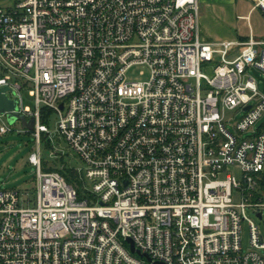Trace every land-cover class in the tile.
I'll return each mask as SVG.
<instances>
[{"label": "built area", "instance_id": "obj_1", "mask_svg": "<svg viewBox=\"0 0 264 264\" xmlns=\"http://www.w3.org/2000/svg\"><path fill=\"white\" fill-rule=\"evenodd\" d=\"M0 2V89L38 143L36 198L0 192V264H264V41H208L199 0ZM42 135L80 159L82 193L43 170Z\"/></svg>", "mask_w": 264, "mask_h": 264}, {"label": "rangeland", "instance_id": "obj_2", "mask_svg": "<svg viewBox=\"0 0 264 264\" xmlns=\"http://www.w3.org/2000/svg\"><path fill=\"white\" fill-rule=\"evenodd\" d=\"M249 1L252 3V8L254 9V2L252 0ZM240 9V5L234 7L228 2L217 5L213 4L212 7L200 3V27L202 36L208 41L229 37L235 38L236 31L241 30L246 24L243 20L238 19V15L241 14ZM256 10L257 11L250 18V22L258 28H264V17L259 9ZM256 40L264 41V39ZM239 41L242 42V39L239 38ZM215 68V63H208L203 65L201 70L204 75L212 78ZM142 72H144V75ZM249 75L256 80L259 91L264 95V73L252 69L249 71ZM129 76L130 79L134 81L148 79V73L145 69H134ZM21 95L25 106L35 110V99L30 96V90L26 89L22 91ZM226 117L227 119L237 121L240 119L241 114L236 115L234 113H228ZM263 122L264 119L256 125V128L261 126ZM3 124H5L10 131L0 136V192L16 190L20 191L25 197L30 194V199L34 200L36 198L34 191L36 188L38 170L35 166L30 164L29 159L33 153L38 151V143L34 135L28 133L19 122L10 123L6 117H0V126ZM54 128L55 125L53 121L50 124L51 134L54 133ZM243 137L246 138L247 135L245 134ZM40 149L41 158L44 164L49 168L60 166V159H63L65 165L70 168L79 169L82 167L80 159H78L76 154L62 138L55 137L49 148L46 146L45 142H42ZM249 217L260 224L264 231V220L258 221L251 213H249ZM248 240L249 225L248 223H244V250L248 247Z\"/></svg>", "mask_w": 264, "mask_h": 264}, {"label": "crops", "instance_id": "obj_3", "mask_svg": "<svg viewBox=\"0 0 264 264\" xmlns=\"http://www.w3.org/2000/svg\"><path fill=\"white\" fill-rule=\"evenodd\" d=\"M229 3L233 5L234 7L240 5L241 14L238 15V19L243 20L246 24L245 27H242L241 30L236 31L235 38H224V39H216V42L221 41H239V38L242 39V42H246L249 40L250 37H254L256 39H264V28H258L256 25H253L250 22V18L252 15L257 11L252 8V3L249 0H199V3L201 4H207L209 7H212L213 4L217 5L220 3ZM250 2V3H248ZM261 11V10H260ZM263 17L264 14L261 11Z\"/></svg>", "mask_w": 264, "mask_h": 264}, {"label": "water", "instance_id": "obj_4", "mask_svg": "<svg viewBox=\"0 0 264 264\" xmlns=\"http://www.w3.org/2000/svg\"><path fill=\"white\" fill-rule=\"evenodd\" d=\"M8 91V88L0 89V116H5L10 123L19 122L27 131H33L35 128V119L33 117L27 119L24 115L18 112V100L10 99L7 96ZM128 242L130 244V250L133 254H137L141 258H145L149 263H151V259L148 257V255L141 254L139 251H137L131 240Z\"/></svg>", "mask_w": 264, "mask_h": 264}, {"label": "trees", "instance_id": "obj_5", "mask_svg": "<svg viewBox=\"0 0 264 264\" xmlns=\"http://www.w3.org/2000/svg\"><path fill=\"white\" fill-rule=\"evenodd\" d=\"M52 116V112L47 109H42L41 112V122L44 124H48L49 117ZM28 133L34 135L33 131H28ZM35 137V136H34ZM36 139V138H35ZM45 142L46 146L49 148L51 145V142L48 140V138L44 135L41 137V143ZM61 165L58 167L49 168L44 162L42 163V168L44 171H56L59 172L69 184H72L77 189H79V192L82 193V186L83 183L77 173V171L74 168H70L65 165L64 160L60 159Z\"/></svg>", "mask_w": 264, "mask_h": 264}]
</instances>
